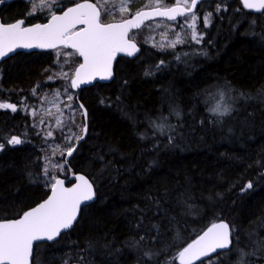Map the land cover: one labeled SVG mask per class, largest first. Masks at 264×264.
<instances>
[{
    "label": "trees",
    "instance_id": "trees-1",
    "mask_svg": "<svg viewBox=\"0 0 264 264\" xmlns=\"http://www.w3.org/2000/svg\"><path fill=\"white\" fill-rule=\"evenodd\" d=\"M61 2L69 6L74 0ZM143 3L135 2L131 10L143 8ZM216 4L227 10L217 13ZM204 8L213 13L212 23L202 29L203 39L193 49L196 57H183L180 62L168 51L142 44L135 58L116 60L109 83H95L79 92L78 100L87 109L88 131L64 172L49 163L51 159L62 162L63 157L54 156L53 144L45 142L47 128H33L36 122L31 123L24 110L34 84H44L56 71L55 50L17 52L0 63V102L18 107L15 113L0 109V143H5L0 151V219L15 218L46 197L45 166L57 176H67L69 168L82 173L95 188V200L81 208L71 230L54 242L38 243L34 264H144L142 251L130 243L144 234L143 227H136L142 214L145 224L151 218L165 229L164 243L156 245L165 250L152 264L171 260L219 219L234 226L237 247L255 251L246 259L264 264V250L252 243L264 238V15L248 12L240 0L204 1L197 10ZM28 10L27 0H14L0 7V20L24 19L30 24L48 17L44 13L27 16ZM183 49L184 54L190 52L184 44ZM78 63V57L71 58L69 69ZM229 86L232 97L242 92L254 99L224 98L223 103L233 104L236 110L223 118L206 111L210 108L206 95L214 89L228 91ZM69 90L78 108L76 92ZM170 106L179 109V117L169 115ZM161 115L176 126V132L169 133L175 136L172 144L167 135H153L149 128V118ZM76 121L83 124L82 116L77 114ZM142 133L146 138H140ZM12 135L23 142L7 145ZM62 135L56 132L55 139L66 147ZM249 181L253 187L242 190ZM148 197L159 198L174 218L170 228L163 212L142 213L149 206ZM178 198L192 207L177 203ZM235 257L233 251L228 258L232 264Z\"/></svg>",
    "mask_w": 264,
    "mask_h": 264
},
{
    "label": "snow or ice",
    "instance_id": "snow-or-ice-1",
    "mask_svg": "<svg viewBox=\"0 0 264 264\" xmlns=\"http://www.w3.org/2000/svg\"><path fill=\"white\" fill-rule=\"evenodd\" d=\"M5 0H0L3 4ZM134 0H120L119 12L121 19L119 22H106L108 17H112L113 8L116 7V0H74L71 6L63 5L61 0H30L27 16H35L44 13L48 16L47 23H35L30 26H24L25 20L19 19L14 23L0 22V59L13 53L16 49H53L55 50V64L58 71L51 72L46 77L47 82H53L56 79H61L66 82L63 95L67 97L64 103V108L68 110L67 114L63 109H60L56 102L59 100L62 93L57 89L53 93V100H49L47 94L41 97L42 101H48L58 107L61 116L56 118L55 128L61 132L63 144L62 147L57 143L52 148L53 155L59 151L60 156L64 157L62 162L51 163L52 168L59 172H64L68 166V157L73 155L76 150V145L87 134V109L83 104H79L78 108H74L72 103L74 96L68 91L69 88L77 89L81 85L92 83L97 77L101 80L111 79L113 76V61L116 59L117 53H125L128 56H133L139 51L135 42V34L130 35L133 29H141L142 26L151 28L153 31L161 26L165 32L161 36L167 38V30H174L177 25L181 29L185 26L192 29L191 40L200 43L203 39L202 34H197L196 21L198 20L197 9L201 0H172L167 3L166 0H148L143 8L137 10L131 18L124 19V13L130 11L129 5ZM245 9L255 10L264 15V0H241ZM150 10H144V9ZM59 10V14L58 11ZM226 6L216 4L215 11H226ZM212 12H207L203 16L204 27L207 28L212 23ZM153 17H164L168 21L175 22L172 25L165 24L163 21L154 25H145V21ZM81 26V27H78ZM176 38L168 42L167 47L175 48L177 44L187 42L186 36H181L180 32L175 33ZM161 50L165 49L164 44L154 45ZM61 49H71V51H61ZM82 58V62L78 66L65 71V65L70 63V59L74 57ZM179 59V57H177ZM161 64L164 62L161 61ZM159 67V66H157ZM48 72L50 69H45ZM150 72H145V75H150ZM127 81H125V84ZM41 85L37 83L31 90L32 95H38L37 89ZM232 89L229 86L227 95L229 99L238 102L239 100L254 99L245 93H239L238 96H231ZM226 93L223 90L219 91V97L223 100ZM119 99V97H117ZM264 102V97H262ZM104 104L103 99L100 100ZM0 109H10L12 112H17L16 104L0 102ZM233 104L216 103L215 106L206 108V111L219 118L230 116L235 111ZM38 109L33 108L32 115H37ZM46 115H51L45 110ZM77 114L83 116V124L77 123ZM169 115L180 116L178 108L170 106ZM217 123L221 122L219 119ZM44 117L40 116L33 128H38L44 124ZM78 131H74L73 129ZM149 128L153 135H167L168 143L172 144L175 136L169 133L176 132V126L168 123V117L161 115L157 119L149 118ZM66 129V131H65ZM40 135V132L36 133ZM45 142L49 138H54L53 130L49 129L44 134ZM140 138H146L145 134H140ZM75 141V143H73ZM6 144L15 146L23 141L19 136L12 135L6 139ZM50 147H52L50 145ZM5 148V143H0V151ZM66 153V155H65ZM45 159H48L45 157ZM103 160V157H100ZM48 166L43 168V174L47 178V187L51 194L47 199L37 204L35 207L24 211L15 219H0V264H34L33 253L40 241H54L61 236L62 232L71 229L78 219V212L84 202L94 199L93 184L84 175H76L75 183L71 187L65 186V179L58 178L57 175H52ZM71 171V169H68ZM264 175V174H262ZM253 187L249 181L245 187L247 190ZM169 196L166 191L163 194ZM183 194H181V197ZM149 206L147 210H152L153 215L159 212L164 213V217L168 220L169 228L171 227L174 218L169 217L167 210L162 206L159 198L148 197ZM190 199V197H189ZM177 203L185 204L188 208L187 200L178 198ZM145 215H141L139 223L136 227L144 228V234L138 239L131 240V246L141 250L143 253L144 264H152L156 257L165 249L157 248V244L164 243V232L159 221L153 222L148 218V224L144 223ZM264 223V222H262ZM235 228L223 219L214 221L207 227L202 234L197 235L190 243H187L180 249L175 257L171 260L165 259L164 264H174L178 261L179 264H195L200 261V264H205L204 259L207 258V264H232L228 259L233 251L236 252L234 264H252L246 257L255 255V251L247 252L243 247H237L239 237L234 235ZM252 233H249V239L252 240ZM178 236V234H177ZM174 237L173 239H175ZM152 242V246L148 247V242ZM235 241V243H234ZM257 249L264 250V238L252 240ZM91 243L88 247H91ZM108 247V244L104 245ZM67 264V261L64 262Z\"/></svg>",
    "mask_w": 264,
    "mask_h": 264
},
{
    "label": "rangeland",
    "instance_id": "rangeland-1",
    "mask_svg": "<svg viewBox=\"0 0 264 264\" xmlns=\"http://www.w3.org/2000/svg\"><path fill=\"white\" fill-rule=\"evenodd\" d=\"M27 1L30 2V0H27ZM137 1H139V2L144 1L143 4L148 3V0H134V2L129 5L130 11L124 13L123 17L127 16L129 14V12H131V7L130 6L133 5ZM119 2H120V0H116V7L113 8V15L115 16V19L121 18V14L119 12ZM196 12H197V16H198V20L196 21V31H197V34L199 35V34H202V29L205 28L204 24H203V16L207 12H206L205 8L203 9V11L202 10H197ZM106 20H112V17H108ZM161 21H163V23L169 24V25H172V24L175 23V22H172V21L160 20V19L158 20L157 19V20H151L148 23H146L145 25H154L156 23H160ZM162 32H165V29H164L163 26H161L159 28H156L154 31L151 28H149V27L142 26L141 29L132 31V33L130 35L135 34V41L139 45L144 44V45H147L149 47L154 48L155 50L168 51L171 54V56H172V58L174 60H178L180 62H183V57L187 58V60H189V58L192 59V58L196 57V55L193 52V49L194 48L197 49V47L199 46L200 43H196L195 41L191 40L190 33L192 32V29L187 28V26H185L183 29H181L179 27V25H177L174 30H172V29L167 30V38H164V37L161 36ZM176 32H180L181 36H186L187 37V42L183 43V44L186 45L188 48H190L189 49L190 52H188V54H187L186 51H185V54L183 53V50H185V49H183V44H177L175 48L167 47L168 42L170 40H173V39L176 38V36H175ZM158 44H164L165 45V49L161 50L160 48L154 46V45H158ZM62 51H64V49ZM177 57H179V59H177ZM55 60H56V55H55V52H54V63H53L54 64V66H53L54 68L57 67V65L55 64ZM69 65L70 64L65 65V69H64L65 71H69L70 70L69 69ZM157 66L158 65L155 64V69L158 68ZM57 69H58V67H57ZM57 69H56V71L59 70V69L58 70ZM154 71L157 72V70H153V72ZM38 83L41 85V87L39 89H37L38 95H35V96L32 95L31 90L36 85V84H34V86L30 89V93H29L30 94L29 101H31V102H29L27 100L28 101L27 107H24V106L23 107L25 108L24 110H26V112L28 113V115H29V117L31 119V123L37 122V120L40 118V116L44 117L45 123L41 124L38 128H40V127H42V125H44L47 128V130H49V129L53 130L54 138H49L48 142H49V144H53V146L55 147V145L57 143V141L55 139V133L59 132L55 128L56 118L60 117L61 119H64V117L61 116L60 111H58V107L60 109H63L65 114H67V112H68V110L64 108V103L68 102L67 101V97L65 95H63L64 88L66 86L65 85L66 82L64 80H61V79H56L55 81L49 82V83H44V84L41 83V82H38ZM45 86H49L47 91L44 89ZM57 89H59L60 92L62 93V95L60 96L59 100L56 102V105H58V107L55 106L53 103L41 100V97L44 96L45 94H47L49 100H53L54 99L53 93ZM220 90L221 89H219V90L218 89H214L213 91H211V93H208L206 95L205 99H206V101H208V104L210 105V107L215 106V104L218 103V102L223 104V100H225V99H226V101H229V96L227 95V93H228L227 90H223L226 93V95L224 96L225 99L224 98H223V100L220 99V97H219V91ZM68 91L70 92V90H68ZM69 103L73 104L72 101L69 102ZM73 107H74V105H73ZM33 108L38 109L37 115H35V116H33L31 114ZM45 110L50 112L51 115H46L45 114ZM65 131H66V129H65ZM57 154H59V151H57L55 155H57ZM51 160H53L52 162L54 163L55 159H51Z\"/></svg>",
    "mask_w": 264,
    "mask_h": 264
},
{
    "label": "water",
    "instance_id": "water-1",
    "mask_svg": "<svg viewBox=\"0 0 264 264\" xmlns=\"http://www.w3.org/2000/svg\"><path fill=\"white\" fill-rule=\"evenodd\" d=\"M12 1H14V0H5V2L3 3V4H7V3H10V2H12ZM204 1H210V0H201V2H204ZM200 2V3H201ZM240 3H241V0H240ZM3 4H0V7L3 5ZM242 4V3H241ZM199 5V4H198ZM71 6V5H70ZM243 6V5H242ZM198 8V7H197ZM144 10H150V9H144ZM197 9H195L194 11H196ZM248 12H250V13H260V12H256L255 10H250V9H246ZM136 12V11H135ZM135 12L134 13H132V14H130L129 16H127V17H125L124 19H128V18H131L132 17V15H134L135 14ZM58 14H59V12H58ZM167 20L166 18H164V17H153L152 19H150V20H148V21H145V24L146 23H148L149 21H151V20ZM19 20V19H18ZM120 20H118V21H111V22H119ZM168 21V20H167ZM0 22H2L1 20H0ZM15 21H13V22H10V23H14ZM48 22V18H47V20L46 21H44V22H34V23H30V24H26L25 23V25L24 26H30L31 24H35V23H47ZM135 30H138V29H133L132 31H135ZM137 44V43H136ZM137 47L139 48V51L138 52H136L133 56H128L127 54H125V53H117V56H116V59L113 61V67H112V71H113V76H114V65H115V62H116V60L119 58V57H125V58H128V59H133V58H135L136 56H138L139 55V53H140V51H141V47H140V45L139 44H137ZM50 50H53V49H39V48H32V49H23V48H20V49H16V51L15 52H13V53H9L8 54V56H6V57H4V58H2V59H0V63L2 62V61H4L5 59H7L8 57H10V56H12V55H14L15 53H17V52H23V53H31V52H36V51H50ZM79 59H80V62H82V58H80L79 57ZM79 62V63H80ZM78 66V65H77ZM113 76H112V78L111 79H108V80H101V79H99V77H97L92 83H89V84H84V85H81L80 86V88H77V89H72L74 92H76V101H77V104L79 105V104H81L80 102H79V100H78V96H79V92L83 89V88H88V87H90V86H92V85H94L95 83H109L112 79H113ZM82 120H83V122H84V118H83V116H82ZM87 135V134H86ZM86 135L84 136V139L86 138ZM84 139H82V140H80L79 142H78V144L76 145V149H77V147H78V145L81 143V142H83L84 141ZM75 152V151H74ZM74 152H73V154H74ZM65 155H66V153H65ZM73 156V155H72ZM71 156V157H72ZM71 157H68V161L70 160V158ZM63 159H64V157H63ZM73 173L74 172H72V171H70L69 173H68V175L67 176H65V177H67V179L65 180V186L66 187H71L72 186V184L73 183H75L76 181H75V177H74V175H73ZM76 175H84V174H82V173H75ZM85 176V175H84ZM65 177L64 176H58V178H60V179H65ZM87 177V176H86ZM88 178V177H87ZM88 180L91 182V180L88 178ZM92 183V182H91ZM93 184V183H92ZM93 190H94V194H95V188H94V184H93ZM51 194V192H50V189H49V191H48V194L46 195V197L45 198H43L41 201H39L37 204H39V203H41L43 200H45V199H47V197L49 196ZM95 200V195H94V199L93 200H91V201H87V202H84V203H82V205H81V208L83 207V206H86V205H88V204H90V203H92L93 201ZM37 204H35V205H33V206H31V207H29V208H27L26 210H24V211H27V210H29V209H31L32 207H35ZM23 211V212H24ZM80 211H81V209H80ZM80 211L78 212V217H79V214H80ZM22 212V213H23ZM22 213L20 214V215H22ZM19 216H17V217H15V218H18ZM15 218H9V219H15ZM75 224V223H74ZM74 226V225H73ZM210 226V225H209ZM209 226H207V227H209ZM207 227L204 229V230H206L207 229ZM73 228V227H72ZM71 228V229H72ZM71 229H68V230H66V231H64V232H62V234L63 233H65V232H67V231H69V230H71ZM203 230V231H204ZM202 231V232H203ZM202 232L201 233H199V234H202ZM198 234V235H199ZM197 237V236H196ZM195 237V238H196ZM59 238V237H58ZM57 238V239H58ZM194 238V239H195ZM56 239V240H57ZM56 240H54V241H56ZM54 241H40V242H37V243H43V242H47V243H51V242H54ZM192 241V240H191ZM190 241V242H191ZM189 242V243H190ZM187 245V244H186ZM185 245V246H186ZM202 259H207V258H202ZM200 261H197V262H195V264H197V263H199ZM177 263L179 264V262L177 261Z\"/></svg>",
    "mask_w": 264,
    "mask_h": 264
},
{
    "label": "flooded vegetation",
    "instance_id": "flooded-vegetation-1",
    "mask_svg": "<svg viewBox=\"0 0 264 264\" xmlns=\"http://www.w3.org/2000/svg\"><path fill=\"white\" fill-rule=\"evenodd\" d=\"M134 4H135V3H134ZM134 4L130 6L131 9H132V6H134ZM69 6H70V5H69ZM58 12H59V11H58ZM132 13H134V11L131 10V12H129V14H128L127 16H129V15L132 14ZM127 16H125V17H127ZM125 17H123V18H125ZM47 18H48V17H47ZM120 19H121V18H119V19H115V20H113V19H112V20H106V22L118 21V20H120ZM46 20H47V19H46ZM46 20H45V21H46ZM43 22H44V21H43ZM25 23H26V21H25ZM26 24H27V23H26ZM78 27H81V26H78ZM131 33H132V31H131ZM131 33H130V34H131ZM135 42H136V41H135ZM67 50H71V49H67ZM50 51H54V50H50ZM45 52H47V51H45ZM77 57H78V56H77ZM78 58H79V57H78ZM79 62H80V59H79ZM78 64H79V63H78ZM78 64H77V65H78ZM77 65H76V66H77Z\"/></svg>",
    "mask_w": 264,
    "mask_h": 264
}]
</instances>
